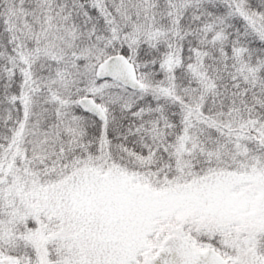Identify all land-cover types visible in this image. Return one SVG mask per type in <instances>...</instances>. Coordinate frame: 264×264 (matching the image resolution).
Masks as SVG:
<instances>
[{
	"label": "snow or ice",
	"instance_id": "1",
	"mask_svg": "<svg viewBox=\"0 0 264 264\" xmlns=\"http://www.w3.org/2000/svg\"><path fill=\"white\" fill-rule=\"evenodd\" d=\"M0 264H264V0H0Z\"/></svg>",
	"mask_w": 264,
	"mask_h": 264
}]
</instances>
